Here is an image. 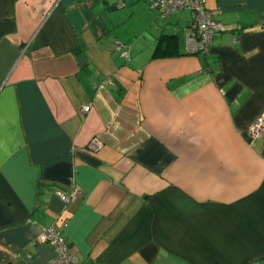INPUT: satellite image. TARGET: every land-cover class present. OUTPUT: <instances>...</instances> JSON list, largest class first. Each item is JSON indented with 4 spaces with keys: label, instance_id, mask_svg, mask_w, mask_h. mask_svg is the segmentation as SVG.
Masks as SVG:
<instances>
[{
    "label": "crops",
    "instance_id": "0c3cea01",
    "mask_svg": "<svg viewBox=\"0 0 264 264\" xmlns=\"http://www.w3.org/2000/svg\"><path fill=\"white\" fill-rule=\"evenodd\" d=\"M202 2L189 55L187 9L0 0V264L50 226L78 264H264V0Z\"/></svg>",
    "mask_w": 264,
    "mask_h": 264
},
{
    "label": "built area",
    "instance_id": "2783aa9c",
    "mask_svg": "<svg viewBox=\"0 0 264 264\" xmlns=\"http://www.w3.org/2000/svg\"><path fill=\"white\" fill-rule=\"evenodd\" d=\"M149 8L159 9L162 14H168L179 9H187L189 12V23L184 36L183 50L189 55L205 54L211 45L212 37L221 30V24L212 16V12L207 9L202 0H146ZM124 45L117 43V48L121 50L123 56L127 51L123 49ZM88 107L83 110L87 111ZM264 136V113L259 114L248 126L247 138L254 139ZM87 147L95 150L98 143L91 140ZM56 196L65 202L69 195L55 190ZM36 240L47 243L53 256L50 264H78L75 255L70 251L69 246L55 230L50 226L41 231Z\"/></svg>",
    "mask_w": 264,
    "mask_h": 264
}]
</instances>
